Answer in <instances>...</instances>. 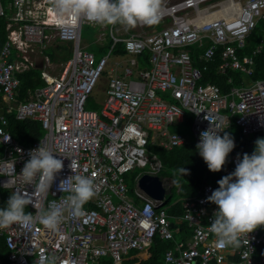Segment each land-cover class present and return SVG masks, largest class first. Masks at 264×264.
Here are the masks:
<instances>
[{"label": "built area", "instance_id": "built-area-1", "mask_svg": "<svg viewBox=\"0 0 264 264\" xmlns=\"http://www.w3.org/2000/svg\"><path fill=\"white\" fill-rule=\"evenodd\" d=\"M6 9L0 0V15L7 17L0 48V187L11 193H34L20 174L30 150L41 143L63 161L64 168L46 196L36 198L39 206L47 209L70 195L60 191L59 184L74 173L92 177L95 186L83 215L72 218L65 211L56 231L38 220L27 228L14 223L0 229L6 264H36L41 255L54 258L55 264H96L101 257L122 264L129 251L143 252L156 237L172 243L163 264H264V226L244 236L239 248L215 246L209 225L218 206L207 197L221 179L205 181L197 195L184 198L181 213L167 211L166 194L154 199L138 186L141 175H157L162 169L148 145L171 149L191 142L173 130L187 123L189 114L196 145L200 133L212 127L223 137L231 119L245 136L264 133V78L232 85L225 92L213 82H201L217 50L218 72L254 74L253 55L241 56L238 49L257 23L264 22V0H161L160 28L145 30L148 25L137 24L142 33L125 25L124 31L110 29L106 39L100 37L98 46L108 39L111 43L99 59L81 45V30L83 25H105L84 17L61 18L50 0H8ZM58 43L71 48V57L59 70L45 54ZM117 43L123 44L124 53L115 56L124 64L119 70L113 67L117 73L107 80L100 109L86 108ZM191 45L205 46L199 55L203 65L193 64ZM262 48L264 33L253 54ZM145 50L150 53L149 67L141 69L137 56ZM31 68L39 69L44 85L28 90L27 97L16 103L18 74ZM12 113L18 120L40 121L44 134L28 145L20 143L6 128ZM240 160V155L230 154L227 175ZM136 169L131 196L124 174ZM162 181L167 192L172 184L166 178ZM25 212L35 216L36 209L30 204Z\"/></svg>", "mask_w": 264, "mask_h": 264}, {"label": "clouds", "instance_id": "clouds-1", "mask_svg": "<svg viewBox=\"0 0 264 264\" xmlns=\"http://www.w3.org/2000/svg\"><path fill=\"white\" fill-rule=\"evenodd\" d=\"M50 3L61 18L84 17L92 23H120L128 28L137 24L154 25L161 12V0H50ZM234 147L233 138L228 133L221 137L214 127L202 131L197 144L199 155L212 172L222 170ZM29 156L20 176L35 191L32 194L20 190L12 192L6 207L0 209V229L14 223L27 228L38 220L47 229L56 231L64 220L65 211L72 218L82 216L83 205L95 195L93 178L74 173L62 180L59 190L71 194L60 203L51 202L45 209L36 203V198L46 196L64 163L42 143L30 150ZM70 167L74 172L73 163ZM181 172L186 175L185 168ZM218 184L219 188L207 197L209 202L218 206L209 231L216 237L217 248H239L244 236L264 226V138L257 139L254 152L251 155L245 153L235 171ZM30 204L36 209L35 216L25 212ZM36 264H55V259L41 255Z\"/></svg>", "mask_w": 264, "mask_h": 264}, {"label": "trees", "instance_id": "trees-1", "mask_svg": "<svg viewBox=\"0 0 264 264\" xmlns=\"http://www.w3.org/2000/svg\"><path fill=\"white\" fill-rule=\"evenodd\" d=\"M8 0H1V4L6 9ZM6 23L7 17L0 15V48L6 39ZM161 23L157 22L154 25L147 27L160 28ZM264 33V22L259 21L254 29L249 34L244 47L238 49L239 55H253L255 61V72L253 75L247 76L239 71H228L226 73H220L217 70V66L220 62L219 51H216L213 60L207 64V69L203 71L202 83L213 82L219 85L222 91H226L232 85H248L257 79L264 78V48L260 52L253 54V51L259 44L260 38ZM111 41L102 46L94 48V54L101 55V53L107 51ZM205 46L191 45L189 50L194 65H203V62L199 60V55L203 51ZM123 44L117 43L114 46L113 54H123ZM52 62L63 63L71 57V48L67 43H58L55 46L48 47L45 50ZM149 51L145 50L137 56L138 67H149ZM20 84L18 87V96L16 97V103L21 102L27 97V91L33 90L37 87L44 85V81L40 76L39 69L31 68L25 72L18 74ZM229 78L231 82H229ZM248 82V83H247ZM86 108L99 110L100 105L95 103L91 95L88 97ZM8 125L6 126L12 136L22 144H30L34 140L40 138L44 134V129L41 122L38 120H18L14 114L7 115ZM187 120V119H186ZM225 133H228L234 140L235 147L230 154H238L243 158L245 153L251 155L255 150V142L259 138H264V133H256L249 136H245L241 133L239 127L235 124L234 119H231L230 126L226 129ZM224 133V134H225ZM148 147L158 156L162 163V169L157 174L160 179L166 178L167 182L173 179L175 182L168 188L165 206L168 207L169 213H181V202L184 198L194 197L198 194L202 184L207 182H213L217 179H222L227 176V169L229 168V162H226L225 166L219 172H212L208 169L207 164L203 158L199 155L197 145L190 142L182 146L173 147L171 149H165L158 145H148ZM2 149L0 148V152ZM229 158V157H228ZM186 169V175L181 172V169ZM138 173V169L124 174L128 191L133 196V188L135 185L134 177ZM207 173L206 178L204 175ZM11 192L8 189L0 187V209L5 208L7 201L11 196ZM178 200V201H177ZM177 201V202H176ZM185 227V226H184ZM172 243L167 240L155 238L153 243L143 250V252H137L134 250L129 251L123 257L122 264H131L133 262H139V264H163L164 252L171 247ZM7 249L4 245L3 239H0V260L2 264H6ZM96 264H113L110 257H101Z\"/></svg>", "mask_w": 264, "mask_h": 264}, {"label": "rangeland", "instance_id": "rangeland-1", "mask_svg": "<svg viewBox=\"0 0 264 264\" xmlns=\"http://www.w3.org/2000/svg\"><path fill=\"white\" fill-rule=\"evenodd\" d=\"M105 28H101L99 26H92V25H83L81 30V45L85 46V48L89 51L94 52V48H97L98 43L102 42L100 37H103L106 39L108 37V34L110 32V29H118L119 31H124L125 27L120 23H115L111 25H105ZM128 30L134 33H142L143 31L136 25L133 28H128ZM148 30V29H145ZM103 34V36H102ZM106 52L105 54H107ZM102 54V53H101ZM102 55H96V59H99V57ZM109 63L106 65L101 73V76L97 80V83L91 93V98L95 103H101L104 101L106 97L105 88L107 85V80L109 77L115 73H117L115 70H113V67H116L117 70L121 69V67L124 64L123 58H117L113 53L109 54ZM118 62V65H115V63ZM53 65H57V70L62 66L63 63L59 62H51ZM193 114H189L187 116V123H181L173 128V130H177L184 135L188 137V140L193 142V132H192V122ZM229 157V156H228ZM228 162V158H227ZM169 185L172 184L173 181L169 180ZM167 184V187H169Z\"/></svg>", "mask_w": 264, "mask_h": 264}, {"label": "water", "instance_id": "water-1", "mask_svg": "<svg viewBox=\"0 0 264 264\" xmlns=\"http://www.w3.org/2000/svg\"><path fill=\"white\" fill-rule=\"evenodd\" d=\"M38 67L40 68L41 64L38 65ZM206 176L207 173L204 175V179ZM138 186L154 199H162L166 193V187L164 186L162 179L156 174L145 173L141 175L138 181Z\"/></svg>", "mask_w": 264, "mask_h": 264}, {"label": "crops", "instance_id": "crops-1", "mask_svg": "<svg viewBox=\"0 0 264 264\" xmlns=\"http://www.w3.org/2000/svg\"><path fill=\"white\" fill-rule=\"evenodd\" d=\"M248 83V82H247ZM250 83H248V85H249ZM165 194H167V192L165 193Z\"/></svg>", "mask_w": 264, "mask_h": 264}]
</instances>
